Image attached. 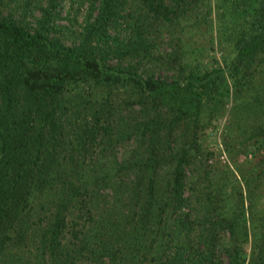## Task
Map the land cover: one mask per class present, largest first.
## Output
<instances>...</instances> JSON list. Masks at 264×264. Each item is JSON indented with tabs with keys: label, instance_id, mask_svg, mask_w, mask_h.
I'll list each match as a JSON object with an SVG mask.
<instances>
[{
	"label": "trees",
	"instance_id": "1",
	"mask_svg": "<svg viewBox=\"0 0 264 264\" xmlns=\"http://www.w3.org/2000/svg\"><path fill=\"white\" fill-rule=\"evenodd\" d=\"M263 69L264 0H0V264H264Z\"/></svg>",
	"mask_w": 264,
	"mask_h": 264
},
{
	"label": "rangeland",
	"instance_id": "2",
	"mask_svg": "<svg viewBox=\"0 0 264 264\" xmlns=\"http://www.w3.org/2000/svg\"><path fill=\"white\" fill-rule=\"evenodd\" d=\"M66 8L67 5H65V9ZM64 12H62L63 17L65 15ZM69 16H70L69 19L73 18V15H69ZM75 17L77 21V15ZM78 19H79V15H78ZM59 23L65 24L66 20L62 19L60 20ZM190 36L191 37L187 39V43L188 45H190V47H193L191 49H194L195 47H199L200 45H205V46L207 45L208 36L206 34L201 36V38H196L195 37L196 35L193 34H190ZM213 49L215 50L214 55H216V57H219L220 50L217 44L213 46ZM259 80L260 79L256 77L254 79L255 82ZM231 104L232 101H229L227 103V106H225V109L226 110L230 109ZM228 119L229 117L227 118V115L224 113V115L217 118L215 121H211V124L208 127H206V129L202 133L203 134V138H202L203 140L201 142L202 149L207 151V149L210 148L213 150V155L209 156L208 163L220 167H224V165H226V167H232V168H234V165H238V166L240 165L245 167L247 160L245 159V156L243 154L237 153V156H229L226 153L221 152V150H223L224 137L226 136L227 133H230L231 131L229 124H227Z\"/></svg>",
	"mask_w": 264,
	"mask_h": 264
}]
</instances>
